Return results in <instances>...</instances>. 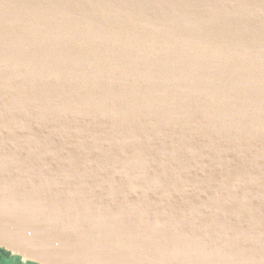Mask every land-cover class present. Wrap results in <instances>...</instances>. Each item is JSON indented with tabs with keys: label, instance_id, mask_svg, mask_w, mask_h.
Masks as SVG:
<instances>
[{
	"label": "water",
	"instance_id": "95a60500",
	"mask_svg": "<svg viewBox=\"0 0 264 264\" xmlns=\"http://www.w3.org/2000/svg\"><path fill=\"white\" fill-rule=\"evenodd\" d=\"M0 247L264 264V0H0Z\"/></svg>",
	"mask_w": 264,
	"mask_h": 264
},
{
	"label": "rangeland",
	"instance_id": "374dc122",
	"mask_svg": "<svg viewBox=\"0 0 264 264\" xmlns=\"http://www.w3.org/2000/svg\"><path fill=\"white\" fill-rule=\"evenodd\" d=\"M3 264H38L32 260H29L27 258H24L22 256L12 254V258Z\"/></svg>",
	"mask_w": 264,
	"mask_h": 264
},
{
	"label": "trees",
	"instance_id": "16d2710c",
	"mask_svg": "<svg viewBox=\"0 0 264 264\" xmlns=\"http://www.w3.org/2000/svg\"><path fill=\"white\" fill-rule=\"evenodd\" d=\"M12 255V253L2 247H0V264H3Z\"/></svg>",
	"mask_w": 264,
	"mask_h": 264
},
{
	"label": "flooded vegetation",
	"instance_id": "af4514ba",
	"mask_svg": "<svg viewBox=\"0 0 264 264\" xmlns=\"http://www.w3.org/2000/svg\"><path fill=\"white\" fill-rule=\"evenodd\" d=\"M11 258H12V255L7 259V261L10 260Z\"/></svg>",
	"mask_w": 264,
	"mask_h": 264
},
{
	"label": "bare ground",
	"instance_id": "6f19581e",
	"mask_svg": "<svg viewBox=\"0 0 264 264\" xmlns=\"http://www.w3.org/2000/svg\"><path fill=\"white\" fill-rule=\"evenodd\" d=\"M105 93V92H104ZM104 93H102V94H104Z\"/></svg>",
	"mask_w": 264,
	"mask_h": 264
}]
</instances>
